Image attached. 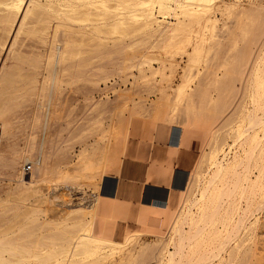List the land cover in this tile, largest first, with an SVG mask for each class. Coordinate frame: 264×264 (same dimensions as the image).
Listing matches in <instances>:
<instances>
[{
	"label": "bare ground",
	"instance_id": "obj_1",
	"mask_svg": "<svg viewBox=\"0 0 264 264\" xmlns=\"http://www.w3.org/2000/svg\"><path fill=\"white\" fill-rule=\"evenodd\" d=\"M243 1L0 0V55L5 49L13 61L7 68L4 57L0 65V168L10 171L0 192V264H248L256 257L254 240L264 236V0ZM21 37L42 52L16 50ZM113 73L132 81V107L118 111L114 135L141 118L171 134L180 129L166 153H175L184 130L197 131L202 140L180 189L161 168L145 173L168 185L167 232L146 226L151 204L142 200L137 224L160 232L142 243L138 231L125 229L117 240L111 227L119 211L128 210L126 186L133 184L123 164L116 172V161L110 166L117 150L98 148L99 159L94 148L84 147L69 161L50 162L57 149L49 148L55 140L48 125L62 87H94ZM149 95L155 99L147 104ZM33 97L44 110L15 121L17 108ZM79 138L57 141L59 152ZM26 162L34 168L28 174ZM109 172L116 174L115 189L105 204L97 192L91 207H61L58 222L49 220L55 200L67 203L70 188H101ZM262 239L257 243L264 245ZM258 255L262 262L264 254Z\"/></svg>",
	"mask_w": 264,
	"mask_h": 264
},
{
	"label": "rangeland",
	"instance_id": "obj_2",
	"mask_svg": "<svg viewBox=\"0 0 264 264\" xmlns=\"http://www.w3.org/2000/svg\"><path fill=\"white\" fill-rule=\"evenodd\" d=\"M243 3L245 5H247L246 0H244ZM18 42L19 43H17V45H16L17 49H16V47H15V49L20 50V51L25 52V53L26 52L28 53L30 50L29 48H31V47L33 48L32 50H37L36 49V48H38L37 45H39V44H34V42H32L30 40L23 39V38L21 40H18ZM19 44H20V47H19ZM39 47L41 48L40 45H39ZM39 49L37 50V52L38 51L42 52V49H40V50ZM5 51L6 50L4 49L2 54L0 55V65L2 66V61H4L5 60L4 57H6L5 65L8 68L9 66L12 65L13 61L11 60L12 59L11 56L7 57L5 55V54H7L6 53L7 51L6 52ZM35 53H36V51H35ZM131 82L132 81L128 78L124 79V81H123L122 77L119 79L113 73V77L110 78L107 82L104 83V82L100 81L98 83V85L94 86V87H91V86L90 87H88V86L83 87L84 85H82L81 83H79V85L75 84V85H71V86L70 85H67V86L64 85L62 87V89L60 90L59 95L57 96L59 98H57L58 101H57L56 106H55L56 107L55 108L56 113L54 116H56V117L53 116L52 118H55V119L51 120L49 125H48V127H49L48 131H49V133H51L50 135H52V136L54 135L52 141L55 140L54 144H53V142H51V144H53L54 146H52L50 144L53 148L51 146H49V148L52 151L57 149V152L54 151L55 153H52V155L54 154L53 156L50 155V162L52 165L57 164V163H59L63 160H66V159L69 161L70 159H68V158L73 159V157L75 155H77L81 149H84V147H86V148L90 147L91 149L94 148L96 151L95 156H96V158L99 157V159H101L102 156H101L100 152H97L98 148L99 149L101 148V150L103 148L104 149L109 148L108 151L109 150L111 151L113 149L117 150V151H112L114 153V156L115 157L117 156L116 158L114 156H112L113 155L112 152H111L112 155H109L110 152H108L109 158H110V156L113 157V159H111L112 163L114 160V161H116V163L115 162L114 163L116 165H118V166H116L114 163L113 164L111 163L110 166L115 165V166H112L111 168L113 169L114 167H117V168H114V172H116L115 170L120 168L119 166L120 165L122 166V164H123V167L125 169L124 175L126 176V182L127 183L132 182L133 184L131 185V187L129 185L126 186V188L129 189V191L132 194L128 210H127V207L124 208L123 210H120L119 211L120 212V215H119L120 218L118 217V218L114 219L111 222V227L114 228L116 231L115 239L120 240L122 238L121 236H123V235H121V233H123V231L125 229L136 230L139 232V235H141L143 237V239L139 241V243H142L145 240L149 241V240L153 239V236L157 233L161 232L160 234L165 235V233L167 232V228L164 226L162 227V222L164 220L163 219V209L165 208V206H167L166 201H165V192L163 189H159V188L168 187V185L161 179L149 178L152 181L148 180V178L146 179L147 175L145 173H147L148 170L150 171V169H152L151 167H154L156 170L161 168L164 171V173H168V174L170 173L169 175H171V177H172L171 179L173 180V178H174V180H175L174 184H175L176 189H180L179 187L184 182L185 176L188 175L190 172L191 173L193 172L195 165L198 161V158L200 157L201 150H202V140H201L200 134L197 131L184 130L182 135H181L182 136L181 143H180L179 147L176 149V151L174 150L175 153L173 154L172 150H170L171 149L170 145L174 146L178 143L180 129L174 128L172 131V134H171L168 131V127H166L165 125H162L160 123L152 124L149 121H147L145 119H141V118L140 119L136 118L137 120L134 119L132 121H129V123H128L129 127L127 125V128H124L121 131H119V130L115 131L116 134L114 135L113 134L114 130L120 129L119 128L120 126L118 127L119 123L117 122L118 111L120 112V110H122L125 107H127L128 109H130L132 107L130 104L131 101L129 98L130 97L129 91L131 89V86H130ZM127 92H129V93H127ZM128 94H129V97H128ZM154 99H155V96L149 95V97L146 99V103L148 104V102H150L151 100H154ZM33 100H35V101H33ZM131 100H133L134 102H137V99L135 97L131 98ZM128 101H130V102H128ZM36 102L39 103L37 101V98H34V99L29 98L27 101H25L20 106V108H17V110L15 111L16 113L14 115L15 121L20 122L21 120H23L25 118H29L31 116V114H33V112L34 113L36 112L35 111L36 109L37 110L39 109L38 111H40V113H41L44 109L43 110L40 109L39 104L37 105ZM100 103H102V104H100ZM27 104L28 105L30 104V105L28 106ZM60 104L62 106L64 105V107L62 109H61L62 106ZM122 104H123V106H122ZM36 105H37V108L34 109V107H36ZM58 105H59V108H58ZM90 105H91V107H90ZM94 105H95V107H94ZM102 105H104V107ZM97 107H98V109H97ZM101 107H103V108H101ZM118 108H119V110H118ZM100 110H102V111H100ZM124 117H127V112H124ZM111 118H112V120H110ZM53 121L57 125L52 124ZM51 124L53 126L54 125L55 126L53 127ZM65 124H67V125L65 126ZM130 125H131V127H130ZM77 127L80 129L83 128L82 129L83 132L81 130L79 131ZM75 128L79 132H77ZM128 128H129V130H128ZM74 129L77 132V134L74 131ZM71 131H73L75 133L71 134L72 133ZM67 132H71V133L67 134ZM80 132H82V133H80ZM122 132L124 135L123 137L118 135L119 133H122ZM126 132H129V133H126ZM78 133H80L81 135L83 134V135L80 136ZM74 134L81 137V138H79L80 141L79 140H78V142L72 141V143H69L71 145V147L68 144L69 149H67V152L65 150H63L65 152H63V151L59 152L60 144H62L60 142H62V140L66 139V138H67L66 140L71 139L72 135L74 136ZM58 136H61V139H59ZM114 136H116L117 139L114 138ZM148 136H150V137H148ZM167 136H168V138H167ZM112 138H114L115 141ZM111 139L115 143L118 141L121 142L120 139H122V142H121L122 144L120 145L118 142L117 144H119V146H114L115 143L113 141H111ZM66 140H64V141H66ZM57 141H60V142L57 143ZM111 144H113V145H111ZM188 144H189V147H188ZM95 146H96V148H95ZM110 146H112L113 149H111ZM40 147H41V144H39V146H38L37 153H34L35 161H38L40 158V154H39ZM166 148H170L169 151L167 152L168 154L166 153V151H167ZM94 149H93V151H94ZM119 149H120V152H119ZM170 151L172 152L173 155H169ZM150 154L153 156H151ZM118 157H120V158H118ZM152 157H153V159H152ZM117 161H118V163H117ZM154 161H156L155 162L156 164L155 163L152 164V162H154ZM27 164L30 165L29 172H31L34 168H33L32 164L28 163V162H26L23 165V171L25 170V166ZM150 165H153V166H150ZM29 172H27L26 174H28ZM9 175H10V171L3 170L0 168V192L1 193L6 189V184L8 183ZM115 175L116 174L112 173V172H109L107 174V176L104 178V182L101 183V185L103 187L100 185L101 188L103 190H105L102 192H101L102 189L100 187H98L97 190L94 189L95 191L93 189L87 188L86 186L81 187V189L70 188V190L65 193L66 196H64V200L67 201V203L62 205L60 200L54 201L55 204H53L52 207L55 208V211L53 212L54 214L51 213L49 215L50 216L49 220L53 221V222H58V218H59L58 216L60 215V214H58V211L61 210L62 208L67 209V210L68 209L73 210L75 208H80V207H87V208L91 207L92 203H94V199L91 195L96 194L97 192L98 193L96 194V196L98 199H100V200H98V202H100L101 204L102 203L105 204L110 199L111 192H113L115 189V180H114ZM134 186H135V188H132ZM154 186L158 187V188L155 189ZM140 187H143L142 196H143V191L145 190V193H144L145 197L144 198H145L146 203L151 204V208L149 209V213H148V219L146 220V226H149V227L151 226L152 229L159 228L160 232H158V230H152V229L145 230L143 227L141 228L136 222V217L138 215V211L141 208L140 203L142 201V196H141L140 200H138L137 196H136L137 190L140 189ZM170 187H171V185H170ZM58 193L60 194L61 191H59ZM58 193H57V195H58ZM134 203L137 205H135ZM52 214H53V216H51ZM134 224H136V225H134ZM148 234H150V235H148ZM263 237L264 236L262 235L261 238H263ZM261 238H257L256 240H254L253 247L256 250V257L254 259H252L253 262L250 261L248 264H253L254 262H255V264H257L256 260H257V262L260 260V259L258 260L256 258H258L257 257L258 251L260 252L261 248L264 249L263 248L264 245H260V243L262 244V242L257 243L258 241H260L258 239H261ZM262 240H264V239H262ZM258 244L260 246H263V247H260ZM257 248L259 249L258 251H257ZM263 251L264 250L261 251L262 254H264ZM262 257H263V255L261 256V258ZM261 260H263V261L262 262L259 261V263L264 264V258ZM97 264H109V263L108 262H101V263H97Z\"/></svg>",
	"mask_w": 264,
	"mask_h": 264
},
{
	"label": "crops",
	"instance_id": "obj_3",
	"mask_svg": "<svg viewBox=\"0 0 264 264\" xmlns=\"http://www.w3.org/2000/svg\"><path fill=\"white\" fill-rule=\"evenodd\" d=\"M187 177V175L185 176V178ZM184 181H185V179H184ZM175 180H174V178H173V180H172V182H171V185H173V187L174 188H176L175 187ZM184 183V182H183ZM183 183H182V185H180V187L179 188H181L182 186H183ZM158 187H155V189H157ZM167 187H162V188H159V189H163L164 190V192H165V201H166V199H167V193H168V190L166 189ZM145 190L143 191V196H142V200L146 203V201H145ZM147 204H150V203H147Z\"/></svg>",
	"mask_w": 264,
	"mask_h": 264
},
{
	"label": "built area",
	"instance_id": "obj_4",
	"mask_svg": "<svg viewBox=\"0 0 264 264\" xmlns=\"http://www.w3.org/2000/svg\"><path fill=\"white\" fill-rule=\"evenodd\" d=\"M29 169H30V165L27 164V165L25 166V173L29 172Z\"/></svg>",
	"mask_w": 264,
	"mask_h": 264
}]
</instances>
